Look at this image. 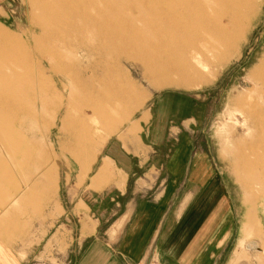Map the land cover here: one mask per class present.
Here are the masks:
<instances>
[{"label":"rangeland","instance_id":"obj_1","mask_svg":"<svg viewBox=\"0 0 264 264\" xmlns=\"http://www.w3.org/2000/svg\"><path fill=\"white\" fill-rule=\"evenodd\" d=\"M254 5L232 26L221 25L214 13L202 14L201 25L185 15L172 19L174 26L164 20L170 36L159 46L149 40L142 50L162 66L156 71L130 59L137 54L130 47L91 39L96 21L109 27L117 10L145 8L143 0H0V31L16 38L11 45L0 40V150L29 163L33 178L58 166L72 182L78 167L86 176L110 135L137 126L140 117L152 125V132L140 135L157 145L148 150L156 160L175 154L179 136L188 143V168L199 156L207 169L201 179L186 177L179 191L193 192L179 236L186 254L181 261L188 263L196 249L188 239L211 219L213 236L228 229L215 264H264V0ZM142 10L131 23L138 36L153 33V22L165 19L162 11ZM145 17L153 21L144 23ZM79 121L83 130L74 127ZM179 123L188 128L176 136L168 128ZM47 178L53 191L55 181Z\"/></svg>","mask_w":264,"mask_h":264},{"label":"crops","instance_id":"obj_2","mask_svg":"<svg viewBox=\"0 0 264 264\" xmlns=\"http://www.w3.org/2000/svg\"><path fill=\"white\" fill-rule=\"evenodd\" d=\"M137 120V126L110 135L86 176L78 167L72 182L58 166L50 173L44 167L33 178L29 163L10 160L0 150V264H148L150 258L152 264H215L228 229L213 236L211 219L188 239L196 249L188 263L181 261L186 254L179 236L189 222L193 192L179 191L186 177L194 181L207 172L199 156L187 166L188 143L178 134L188 127L168 128L181 143L159 162L148 151L157 145L140 135L152 132L151 123ZM48 176L55 181L53 191ZM68 215L74 224L68 225Z\"/></svg>","mask_w":264,"mask_h":264},{"label":"bare ground","instance_id":"obj_3","mask_svg":"<svg viewBox=\"0 0 264 264\" xmlns=\"http://www.w3.org/2000/svg\"><path fill=\"white\" fill-rule=\"evenodd\" d=\"M110 1V0H109ZM254 1L255 0H143V4L144 7L146 8V11L149 12H153V13H158L159 11L164 12L163 15H165V19L161 18L159 20H155L153 22L154 27H151V29L154 28L153 33L151 32V34H149L150 32H143L142 36H138L136 35V31H134V29H131L132 26V22L134 21V19L140 17L139 15H143L142 13H144L145 9L141 6V8H139V6H133V7H127V9L125 10H117L116 11V18L113 19V21L111 22V24L109 23V27L107 25L106 20H104V24H100L98 23V21H96L93 25H94V31L91 34V39L93 41H98L102 38H106L109 40H113L112 42L115 43V45L119 48H128L130 47L131 49H133L137 54H133L131 55L130 59H135V60H139L140 62H144V64H148L149 66H153V68L156 71H160V67L162 68V66L159 65H155L152 59V56L149 54H147L146 52H142V50L144 49L145 46L148 45V41L150 40L151 43H157L158 46L159 44H161L162 42H164L165 38H168V32L167 30V26L164 20H168L169 19V23H173L171 20L174 18L178 17L181 20V17L188 16L189 19H191V23L197 25H201L202 19L204 20L203 15H208L209 13H214L217 15L218 17V21L221 22H225V25L223 26H229V25H235L236 24V18L238 15L245 13L246 11H252L255 7L254 5ZM107 2V1H106ZM158 2V4L156 5V3ZM32 5H34V2H32ZM142 5V3H141ZM129 10V11H127ZM165 10V11H164ZM125 12H128L127 14H125ZM159 12V14H160ZM177 12L180 13V16L177 14ZM146 13V12H145ZM144 13V14H145ZM172 13V14H171ZM251 13V12H250ZM147 15V14H146ZM151 15V14H150ZM113 16V14H112ZM154 16V15H153ZM159 16V15H158ZM169 16V17H168ZM157 17V15H156ZM142 18V16H141ZM158 18V19H159ZM184 18V17H183ZM230 18V19H229ZM156 19V18H155ZM209 20L207 22L210 21V18H208ZM213 19V18H212ZM37 20V19H36ZM175 20V19H174ZM184 20V19H183ZM207 20V19H205ZM239 20V18L237 19ZM139 21V20H138ZM144 23H150L153 21V18L151 19L150 17L146 19L143 18ZM93 22V21H92ZM91 22V23H92ZM168 22V21H167ZM180 22V21H179ZM178 22V23H179ZM185 22V21H184ZM170 23V25H171ZM182 24V22H181ZM241 24V23H240ZM92 25V24H91ZM92 25V27H93ZM147 25V24H146ZM173 26L176 25V23L172 24ZM171 25V26H172ZM184 26V24H182ZM186 25V24H185ZM188 25V24H187ZM210 25V24H209ZM222 25V24H221ZM136 26V25H135ZM149 26H151L149 24ZM147 26V27H149ZM182 26V27H183ZM242 26V25H241ZM125 27H130V32H127V34L125 33ZM145 27V25H144ZM143 27V28H144ZM146 27V28H147ZM187 27V26H185ZM191 26H189L190 28ZM133 28V26H132ZM135 28V27H134ZM172 28V27H171ZM175 28V27H174ZM212 28V27H211ZM148 29V28H147ZM180 30L182 28H179ZM137 30V27L136 29ZM171 30V29H170ZM185 30V29H182ZM196 30V29H195ZM215 30V29H214ZM226 29L222 27V29L220 30V32H224ZM91 31V30H90ZM140 31V30H139ZM143 31V30H142ZM152 31V30H151ZM174 31V30H173ZM216 31V30H215ZM214 31V33H215ZM177 32V31H176ZM169 33V34H170ZM178 33V32H177ZM181 33V32H180ZM189 33V32H188ZM191 33V32H190ZM141 34V33H140ZM90 36V34H89ZM193 36V35H192ZM227 36V35H226ZM170 38V37H169ZM77 39V38H76ZM207 39V38H206ZM0 40L5 43H10L14 44L13 42L16 40V38L14 37V35L10 34L8 31H6L5 29H2V31H0ZM115 40V41H114ZM170 41V40H169ZM228 41V40H227ZM19 42V41H18ZM17 42V43H18ZM111 42V43H112ZM171 43V41L169 42ZM175 43V42H174ZM178 44V43H177ZM210 44V43H209ZM227 44V43H226ZM156 45V44H155ZM154 45V46H155ZM174 46V45H173ZM214 46V45H213ZM15 47V46H14ZM230 47V46H229ZM147 48V47H145ZM156 48V47H155ZM154 48V49H155ZM162 49V48H161ZM168 49V48H167ZM205 49V48H204ZM156 50V49H155ZM163 50V49H162ZM162 50H159V55L164 56L163 54L165 53ZM153 51V50H152ZM168 51V50H167ZM178 52V51H177ZM5 53V52H4ZM3 53V54H4ZM8 53V52H7ZM141 53H143L141 55ZM169 55V54H168ZM180 55V54H179ZM7 56V55H6ZM12 56V54L10 55ZM9 56V57H10ZM2 57V56H1ZM5 57V56H4ZM8 57V56H7ZM182 57V56H181ZM199 57V55H198ZM156 58V57H155ZM4 59V58H3ZM164 59V57H163ZM186 59V58H185ZM162 60V58H161ZM3 61V60H2ZM12 61V60H11ZM198 61V60H197ZM1 62V61H0ZM169 62V61H168ZM174 62V61H173ZM193 62V61H192ZM195 62V61H194ZM193 62V63H194ZM166 62H164L165 64ZM181 63V62H180ZM145 64V65H146ZM163 64V65H164ZM191 64V63H189ZM169 65V64H168ZM148 66V67H149ZM165 66V65H164ZM51 67V66H50ZM166 67V66H165ZM150 68V67H149ZM152 68V69H153ZM164 68V67H163ZM183 68V67H182ZM165 70V69H164ZM154 71V70H153ZM155 73V72H154ZM158 75V74H157ZM193 75V74H192ZM201 75V74H200ZM5 78V77H4ZM3 78V79H4ZM5 83H7V81L5 80ZM20 83V81H19ZM10 85V84H9ZM8 85V86H9ZM15 85V84H14ZM13 85V86H14ZM22 85V84H21ZM16 87V85H15ZM64 87V85H63ZM6 88V87H5ZM47 88V87H46ZM7 89V88H6ZM15 89V88H14ZM16 90V89H15ZM44 90V89H43ZM22 92V91H21ZM30 92V91H29ZM23 93V92H22ZM37 93V92H36ZM132 99V98H131ZM9 103V102H8ZM69 114V113H68ZM70 115V114H69ZM71 117V115H70ZM78 124V125H77ZM74 126L75 129H81L83 130L84 127V122L80 124L77 123Z\"/></svg>","mask_w":264,"mask_h":264}]
</instances>
